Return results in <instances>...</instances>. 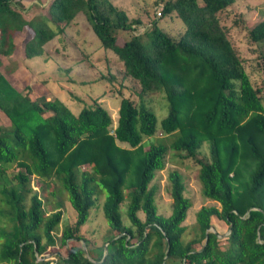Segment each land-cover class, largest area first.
<instances>
[{
    "label": "trees",
    "instance_id": "1",
    "mask_svg": "<svg viewBox=\"0 0 264 264\" xmlns=\"http://www.w3.org/2000/svg\"><path fill=\"white\" fill-rule=\"evenodd\" d=\"M21 1L0 0V55H11L14 35L29 27L24 55L40 56L83 14L100 47L137 82L141 100L121 91L111 128L101 105L74 112L59 98H32L0 71V120L8 119L0 121V264H264V94L230 37L243 26L246 43L257 45L264 17L228 25L235 0H161L156 19L138 31L141 18L112 0H50L30 20ZM165 15L183 22L178 38L159 27ZM150 94L165 96L161 119L145 103ZM169 150L198 165L202 195L218 203L201 206L192 227L183 224L192 203L178 170L168 174L171 212H158L152 181ZM33 179L52 187L56 211L47 213ZM56 185L76 212L72 223ZM100 196L109 237L91 245L81 230ZM213 220L226 224L225 244Z\"/></svg>",
    "mask_w": 264,
    "mask_h": 264
},
{
    "label": "rangeland",
    "instance_id": "2",
    "mask_svg": "<svg viewBox=\"0 0 264 264\" xmlns=\"http://www.w3.org/2000/svg\"><path fill=\"white\" fill-rule=\"evenodd\" d=\"M112 1L116 6L125 9L131 19L141 18L143 23L138 31H143L150 26V19H156V13L163 7L161 0ZM49 2L50 0H23L19 3V7L25 19L30 20L37 15H44ZM226 12H228L227 19L224 20L226 24L231 25L233 19L236 18L240 23L248 22L251 25L264 17V0H235ZM159 27L174 38H178L184 29L180 18L167 15L159 18ZM245 33L243 26L233 27L230 37L238 52L245 59V68L253 85L259 87L264 94V71L262 65L259 64L260 61H264V40L250 47L246 43L248 41L245 38ZM31 36L32 30L29 27L23 28L21 32L14 35V44L16 45L14 52L9 56L0 55V71L21 93L28 94L32 98L36 96L59 98L68 104L74 112L79 111L85 105H101L108 110L112 117L111 128H114L117 123L121 91L124 92V96H129L136 102L141 100L138 96L137 82L124 74L123 67L112 50L100 47L99 40L92 34L89 23L83 14H79L74 21L66 26L62 35L49 41L45 45L42 55L28 59L24 55V46ZM110 75L114 77V80L108 79ZM144 100L153 108L159 119L165 115L166 99L163 94L144 95ZM0 121L6 125L8 119L2 117ZM118 144L122 147H130L126 143L118 142ZM201 154L208 155L206 143L201 148ZM198 169V165L191 159H185L179 153L169 150L164 169L156 172L152 181V184L157 187L155 201L158 205V212L167 216L171 212L172 201L169 193L168 174L172 170L179 171L185 184L184 195L192 203L183 223L187 227L193 226L196 211L201 206L218 205L202 195ZM32 185L47 202V213L56 211V198L49 194L52 187L43 189L40 183L34 179ZM57 186H55L56 191H60ZM60 195L62 196L60 209L63 212V217L72 223L76 212L69 204L64 192L60 191L58 196ZM103 199V196L98 198V207L90 211L89 220L81 230L84 236L90 240L91 245H99L109 237L107 236L108 226L100 207ZM140 216L143 217L142 214ZM124 219L127 220L125 215ZM213 224L220 233L219 236L223 242L227 233L226 224L218 220H213ZM55 247L56 251L65 254V248ZM49 255L52 256L54 253Z\"/></svg>",
    "mask_w": 264,
    "mask_h": 264
},
{
    "label": "water",
    "instance_id": "3",
    "mask_svg": "<svg viewBox=\"0 0 264 264\" xmlns=\"http://www.w3.org/2000/svg\"><path fill=\"white\" fill-rule=\"evenodd\" d=\"M105 246H106V245H105ZM83 248H84L85 252L87 253V249H86L85 245H83ZM105 250H106V247H105ZM87 255H88V254H87Z\"/></svg>",
    "mask_w": 264,
    "mask_h": 264
}]
</instances>
